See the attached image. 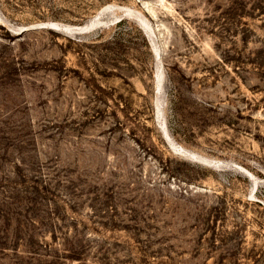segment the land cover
Masks as SVG:
<instances>
[{"label":"rangeland","instance_id":"obj_1","mask_svg":"<svg viewBox=\"0 0 264 264\" xmlns=\"http://www.w3.org/2000/svg\"><path fill=\"white\" fill-rule=\"evenodd\" d=\"M0 264H264V0H0Z\"/></svg>","mask_w":264,"mask_h":264},{"label":"water","instance_id":"obj_2","mask_svg":"<svg viewBox=\"0 0 264 264\" xmlns=\"http://www.w3.org/2000/svg\"><path fill=\"white\" fill-rule=\"evenodd\" d=\"M85 29H87V28H85ZM80 30H82L83 31V29H80ZM81 32V31H80Z\"/></svg>","mask_w":264,"mask_h":264},{"label":"bare ground","instance_id":"obj_3","mask_svg":"<svg viewBox=\"0 0 264 264\" xmlns=\"http://www.w3.org/2000/svg\"><path fill=\"white\" fill-rule=\"evenodd\" d=\"M97 20V19H96ZM91 26V25H90Z\"/></svg>","mask_w":264,"mask_h":264}]
</instances>
